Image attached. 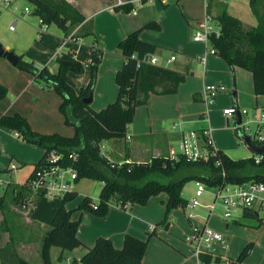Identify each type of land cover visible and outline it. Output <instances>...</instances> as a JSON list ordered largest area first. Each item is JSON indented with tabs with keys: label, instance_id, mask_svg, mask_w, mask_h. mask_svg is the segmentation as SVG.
I'll return each instance as SVG.
<instances>
[{
	"label": "trees",
	"instance_id": "obj_1",
	"mask_svg": "<svg viewBox=\"0 0 264 264\" xmlns=\"http://www.w3.org/2000/svg\"><path fill=\"white\" fill-rule=\"evenodd\" d=\"M30 1L34 3V13L39 18L46 23L54 21L64 34L69 33L76 26L78 28L75 34L78 37L91 33V23L85 21V15L67 0ZM257 1L249 0L250 9L257 19L256 24L253 25H247L242 19L229 13L226 9L227 3L208 0L207 7V11L210 12H212L211 6L219 7L214 16L219 22L220 33L209 34L208 43L211 49L231 68L238 65L251 71L253 91L256 95L264 94V13L259 12ZM132 7V2L114 6L116 10L126 12ZM140 28L159 30L160 23L151 19L143 23ZM140 28L128 32L119 40L118 47L124 55V62L114 75L118 86L117 96L99 109L92 108L90 102L83 101L82 97L92 93L98 63L101 60V48L94 45L89 79L78 91L65 79L67 71L79 73L83 67L81 60L70 51H62L56 56L58 68L55 72H51L46 66L38 67L33 62L23 59L22 55H18L16 64L31 71L43 86L54 87L61 95L59 109L65 122L74 125L73 135L36 132L31 129L26 117L18 112L0 113V125L18 132L24 139L43 147V156L51 149L62 152L61 162L76 168L77 181L83 177H90L102 182L97 200L94 201L91 196L85 194L76 208L105 215L112 201L121 207H125L129 202L144 204L150 196L166 192L164 215L159 223L168 226L167 216L170 210L184 207L188 202V199L181 194L187 180L201 179L212 184L215 179H220L221 166L214 162L217 156L221 158L222 166L226 169V178L231 181L264 178L260 173V167L264 163L255 164L251 157L233 158L222 149L218 150L217 156H212L206 161L186 160L183 156L172 158L168 154L151 156L145 161L126 160L130 149L125 136L136 106L145 103L150 92L162 94L176 92L179 83L185 80V73L173 68L146 62L137 65V59L156 50V44L139 37ZM6 93L7 86L0 82V97ZM106 139L126 142V144L122 143L123 158L108 161L100 153L98 142ZM71 153L77 154L75 159L69 156ZM30 193L36 198L34 206L29 209L31 218L49 225L42 235L40 255L43 264H53L50 258V246L72 249L83 245L77 236L79 219H72V209L65 205L68 200L76 196L77 192L48 199L40 191L34 192L26 180L16 188L13 197L21 200ZM4 196L5 194L0 195L1 206ZM93 203L95 205H92ZM243 215L255 216L246 210L243 211ZM151 234H155V229L148 231L147 238L126 233L121 247H116L108 237L98 236L94 244L81 255L80 262L142 264V257ZM252 247L253 242L244 244L237 256L230 259L227 264H240ZM200 260L201 264H224L218 255L212 257L204 253L200 255ZM0 264L33 263L17 252L10 239L0 249Z\"/></svg>",
	"mask_w": 264,
	"mask_h": 264
},
{
	"label": "crops",
	"instance_id": "obj_2",
	"mask_svg": "<svg viewBox=\"0 0 264 264\" xmlns=\"http://www.w3.org/2000/svg\"><path fill=\"white\" fill-rule=\"evenodd\" d=\"M67 1L85 15V21L87 20L91 23V33L79 36V41L76 43H67V46L65 45L66 48L64 47L65 50L70 51L81 61H85V59L88 61L90 59L89 55L93 52L94 45L102 47L103 49L99 72L97 73V78L92 89L93 94L90 101V106L92 108H101L108 102L112 101V95L117 87L114 75L117 69H119L124 62V55L118 47L119 40L122 39L128 32L140 28L146 21L155 19L160 23V29L153 30L140 28L139 37L143 40L156 44V50L154 53L158 56L161 65L185 73V80L179 83L176 92L170 94H179L180 90H184L186 94L189 95V99L193 100L191 102L188 101V103H190L193 107V103L197 101L200 106L198 113H196L197 116L182 119L179 122V125L184 122L196 123V127L193 126L186 129L182 128L180 125L178 131V141L181 138V134L189 129L199 130L202 128H208L213 145L218 149H221L214 142V127L211 125L209 117L211 105L214 100L209 104H205L203 101L202 90L206 84L205 81H208V79L204 78V76L206 77V73H204V71L209 72V78L210 76H214L216 79H220L221 81L228 83L229 73L233 69L236 70L237 65L231 68L223 58L211 49L208 45L209 43L207 42L196 40H192L193 42L190 40L188 41L187 32H191V30L194 31L195 23L198 19L188 21L190 24L189 26L191 27H189V29L185 25L181 27L176 23L170 26V14L176 11L177 0H175L176 2L174 5L168 7L165 6L169 4L170 0L166 3L146 0L141 3L133 1L132 4L135 6L136 10L135 13L131 11L126 12L123 10H116L114 8L115 0ZM146 2L150 3L145 5L147 4ZM204 11L206 12L205 5ZM14 19H16L17 22V18ZM250 23L253 24V22ZM46 30L47 29L40 33L39 38L43 36L42 33L46 32ZM173 34L174 37H172ZM63 35L64 33L62 35L55 34L53 44L46 43V45L53 50L50 51L47 57L41 58L38 62H36L38 67H41V65L44 64L43 66H46L51 72H55L57 70V54L54 52L60 38ZM0 40L2 41V45L4 47L18 54V52L14 50V46L8 42V39L4 35L0 34ZM201 43L205 46L203 51L201 50ZM45 48L47 47L45 46ZM193 50L197 53L196 59L203 74L202 83L199 88H195L191 83H188L189 73L193 72V66L190 65L187 58L188 53H192ZM172 54L174 55V59L167 61V58H169ZM5 57V55H0V82L7 86V93L5 94V97L8 103L1 107L0 111L6 114H10L13 111L24 114V110H21L16 106L18 99L25 92H29L31 89H34V92L30 94V98H32L30 103H37L40 93L45 92V86L42 85V87L39 83L35 84V79L32 78L29 72L12 67L10 63L4 59ZM250 74V82L253 89L251 71ZM65 79L78 91L87 83L89 75L84 71L81 73L67 71ZM220 84L223 85V88L217 94L226 93L225 85L223 83ZM233 86H236L235 81L233 82ZM231 95L233 104H237L235 89H233ZM94 101L95 103H93ZM175 124L176 123L173 122V127H175ZM35 127L36 126L32 125L33 129H35ZM154 133L158 135V139L160 140H157L152 153L147 159H133L129 150V155L126 160L145 161L151 156L167 155L171 148H175L168 144L167 133L159 129H156ZM133 134L134 133L132 131L130 132V135L126 132L125 140L129 142V138ZM116 143L117 141L114 139L104 140L105 153L112 160L115 159L112 151L116 150L115 147H118V144ZM43 153L44 148L40 145L24 139L18 132L6 126L0 125V176L5 180V182L0 183V185L4 187V189H0V195L5 194L6 196L9 185H12L11 188L13 192L16 191V188L23 184L30 176L34 165L42 158ZM121 158H123V154ZM10 161H14L17 164V167L9 169L8 164ZM181 194L185 198L189 199L184 195L183 190L181 191ZM82 197L83 196L78 198L75 205L68 204V200L65 203L66 207L71 208L77 206V203L82 199ZM166 199L167 193L160 192L150 196L144 204L129 202L125 207H121L115 201H112L109 203V208L105 215H97L84 209H79L80 212L77 210V212L71 214V218L77 219L78 217L79 219L77 236L81 239L83 245L72 249H61L58 246V252L55 251L56 263L53 261L51 252L53 246L56 245L50 246V258L52 263L83 264L80 262L81 255L88 247L94 244L95 239L98 236L108 237L116 247H121L126 233H131L138 237L145 238L147 237L148 231L151 229V225H155L154 229L157 237H148L147 246L142 257V264H201V260L194 253L192 247L184 240L178 239V234L172 230L174 225L172 224L173 214L171 213H173L176 208H172L170 210V214L167 216V221L169 222L168 226H165L163 223V225H161V223L159 224V221L164 215ZM3 206L4 208L0 205V221L1 219H4L3 227L2 229L0 228V249H2L10 241V239H12L17 252L21 256L33 264H43L41 256L39 257L38 262H33L31 259L36 256L34 255L36 249L40 250L41 239L44 231L46 230V224L42 221L31 218L30 215L23 217L17 209H8L5 204H3ZM8 214L11 215L10 219L14 222L13 225L15 227V231L13 233L10 230L12 223L5 222V218L7 219ZM205 221H207V219H205ZM222 249H224L223 245L219 244L217 246V255L220 256L224 264H227V262L232 258L230 257L227 259ZM261 254L264 259V251H262ZM59 255L60 258H58ZM240 264H244L243 261ZM259 264H262V262Z\"/></svg>",
	"mask_w": 264,
	"mask_h": 264
},
{
	"label": "rangeland",
	"instance_id": "obj_3",
	"mask_svg": "<svg viewBox=\"0 0 264 264\" xmlns=\"http://www.w3.org/2000/svg\"><path fill=\"white\" fill-rule=\"evenodd\" d=\"M175 2V0H170L169 4L165 7L172 6L175 4ZM146 3L147 4L145 5H148V3L150 2ZM257 3L259 12L264 13V0H258ZM16 4V8L9 7L0 9V34L4 35L8 39V42H10L14 46V50L18 52V54L16 53L17 55H22L23 59L29 62H33L36 65V62H38L41 58L47 57L50 51L53 50L48 45H46V43L53 44V41L55 39L54 35H62L64 31L54 21H50L48 23L45 22L44 24L47 25V30L46 32L42 33L43 36L39 38L40 33L37 30L39 27V16L34 13V3L30 0H17ZM25 5L28 6V11H25L23 9ZM227 8V11L243 19L242 21L245 24H256L257 19L250 9L249 0H231L227 3L226 9ZM211 9L214 14L219 10V7L216 5L214 7L211 6ZM204 15V0H177L176 11L170 14L171 20L169 21V25L172 26L174 23H176L181 27L185 25L189 29L190 24L188 23V21L202 19ZM14 18H17V22L13 25V29H9V24ZM250 22H253V24ZM192 36V30L191 32H187L188 41L190 40L191 42H193ZM172 37H174V34ZM0 42L2 43L1 40ZM44 45L47 48H45ZM200 45L201 50L203 51L205 49V46L203 43H201ZM208 45L210 46V44ZM4 48L7 49L6 47ZM99 48L102 49V47ZM94 50L95 47L93 48V52ZM93 52L89 55L90 59ZM196 56L197 53L194 50L192 51V53H188V62L191 66H193V72L189 73L188 83H191L195 88H199L202 83L203 74ZM4 59H6L12 67L29 72L32 78L35 79V84L39 83L41 86L43 85L38 77H35L31 71L21 68L16 63L13 64L7 57H5ZM90 59L88 61L86 59L85 61H81L83 67L79 73L84 71L90 76ZM100 62L98 63L97 73L99 72ZM43 65L44 64H42L41 67ZM204 73H206V77L204 76V78L208 79V81H205V83H223L226 87V93H219L215 96L214 102L211 105V109L209 112L210 123L214 127V142L230 157L243 158L251 155L253 152L252 149L242 143L240 136L232 127L233 123L230 121V119L227 120L226 116L222 114V108L224 106H233L231 95L233 89H235L236 91V102L240 108H251L256 104L264 105V94L256 95L254 93L250 82V71L244 67L237 65L236 70H231L229 73L228 83L225 81H221L220 79H216L214 76H210L209 78L210 74L208 71H204ZM234 81L236 83L235 87L233 86ZM44 88L45 92L40 93V97L38 98L37 103H30L32 99L30 98V94L34 92V89H31L29 92H25L18 99V101L16 102V106L21 110H24V114H20L26 116L31 129L36 132H57L67 136L73 135L75 130L74 125L65 122L64 116L59 109L61 95L54 87ZM117 92L118 86L116 87L112 95V100L116 98ZM95 101L93 103H95ZM188 101L191 102L193 100L189 99V95L186 94L184 90H180L179 94H162L150 92L147 101L136 106L132 121L127 126V133L129 135L131 131L134 133L132 136H130V141L127 142L129 144L131 157L133 159H147L149 157L157 140H160L158 139V135L154 133L156 129L162 130L167 133L168 144L171 147H175V149H177L179 139L178 131L180 125L182 128L186 129L193 126L196 127V123L184 122L179 125V122L182 119L197 116L196 113H198L200 107L199 103L195 101L193 103L194 106L192 107L190 103H188ZM6 103H8V101L5 95L1 96L0 108L5 106ZM14 112L15 111H13L12 113ZM0 113L2 112L0 111ZM173 122L176 123L175 127H173ZM32 125L36 126L35 129L32 128ZM122 143L126 144L124 140H121V142L117 141L116 144H118V147H115L116 150L112 151L115 160H119L122 157ZM11 187L12 185H9L7 188V193L3 199V204H5L8 209H17L23 217L26 215H30L28 209L36 199L35 195L33 193H30L25 198L19 200V198L13 197L14 192L12 191ZM2 188L4 189V187L0 185V189ZM76 188L78 192L74 198L68 201V204L70 205H75L78 198L85 194L91 196L92 199L98 198L100 181L90 177H83L78 180ZM207 189L212 191L215 188L214 186H207ZM182 190L184 195L190 198V196L194 193V179L187 180ZM211 199L212 196L208 192H204L199 197L201 204L197 205L194 208V211L198 214V216L194 218V220L202 222L205 220L206 214L208 212V207L205 204L207 202H210ZM1 207L4 208V206ZM71 208V214L77 212V210L79 211L76 206ZM171 214H173V222H171L174 225L172 230L173 232L178 234V239L183 240V233L189 228V222L186 219L184 209L183 207H176L175 211ZM234 216V219L225 220L221 215V207L219 204H217L216 208L210 211L206 224L216 230L221 231L225 236V245L223 244L224 249L222 250L227 259L230 257L235 258L242 246L250 241L253 242L252 251H250L249 254L243 259V263L259 264L262 262V264H264V259L262 258L263 256L261 254L262 251H264V212H260L258 216H246L243 215V212L241 210L237 209L234 211ZM10 217L11 215L8 214L7 219L5 218V222L12 223L10 230L13 233L15 231V227L13 225L14 222L11 221ZM3 220L4 219H1L0 221L1 229L4 224ZM160 223L161 225L164 224H162V222ZM48 227L49 225L46 224L45 228L48 229ZM150 236L157 237L155 234H151ZM58 250V246H53L51 250L54 263H56L55 251L58 252ZM34 253V255L36 256L35 258L32 257L31 260L33 262H38V259L41 256L40 250L36 249V252Z\"/></svg>",
	"mask_w": 264,
	"mask_h": 264
},
{
	"label": "built area",
	"instance_id": "obj_4",
	"mask_svg": "<svg viewBox=\"0 0 264 264\" xmlns=\"http://www.w3.org/2000/svg\"><path fill=\"white\" fill-rule=\"evenodd\" d=\"M141 3L145 0H115V5H121L126 2ZM156 1V0H146ZM161 3H166L168 0H158ZM224 3H228L231 0H219ZM17 0H0L1 8H16ZM206 8L205 15L202 19H199L195 23V29L193 31V40L209 42V34L220 33V25L215 18L213 12L207 11L208 0H204ZM28 11L27 5L23 8ZM133 13L136 12L135 6L129 10ZM16 23L14 19L9 28H13ZM38 32H43L47 25L39 18ZM78 26L73 28L69 33L64 34L57 45L55 54H60L65 51V45L67 43H76L79 41V37L75 32ZM134 56V54H133ZM174 55H170L167 61L173 60ZM141 62L159 65V58L155 53H147L144 57L137 59V65ZM223 85L220 83H206L202 90L203 101L205 104L213 102L215 96ZM222 113L226 116L227 120L233 123L232 127L240 136L242 143L245 146L252 149V154L247 156L251 157L255 164L264 163V151H257L247 142L243 135L249 138L252 145L264 146V105H254L251 108H240L237 104L233 106H226L222 108ZM239 119V121H238ZM242 134V135H240ZM100 153L104 155L108 161L111 160L104 150V140L98 142ZM218 148L212 143L210 132L208 128L202 129H189L181 134V138L178 141L177 149L171 148L168 152V156L172 158H178L183 156L186 160L191 161H206L212 156H217ZM72 159H75L77 154L71 153L69 155ZM63 153L55 149H51L45 153L41 161L33 167L30 176L27 179L28 186L35 192L40 191L43 196L48 199L55 197H62L72 192H77V170L76 168L67 163H62L61 159ZM215 164L221 166L220 179L214 180L212 184L206 183L201 179H194V193L188 199L187 204L183 207L186 219L189 222V228L183 233V240L187 242L193 249L194 253L200 259L201 254H210L212 257L217 256V246L225 243V236L219 230H216L206 224V221H196L194 218L198 214L194 211L197 205L201 202L199 197L208 192L211 194L212 199L205 205L208 207L206 218L209 216L210 211L216 208L219 204L221 207V215L225 220L234 219V211L239 209L242 212L248 211L255 215H259L260 212H264V178H248L242 180H228L226 169L222 166V161L219 156L215 158ZM121 163V161H119ZM17 164L14 161H10L8 164L9 169H14ZM260 173L264 175V165L260 167ZM5 180L0 176V183ZM102 182H100V185ZM207 186H214V190H208ZM94 201L97 200L93 199ZM35 204H31L32 208ZM92 205H95L94 203ZM29 208V209H30ZM28 209V210H29ZM208 215V216H207ZM155 225H151V229H154Z\"/></svg>",
	"mask_w": 264,
	"mask_h": 264
},
{
	"label": "water",
	"instance_id": "obj_5",
	"mask_svg": "<svg viewBox=\"0 0 264 264\" xmlns=\"http://www.w3.org/2000/svg\"><path fill=\"white\" fill-rule=\"evenodd\" d=\"M0 55H5L13 64H15L18 60V55L12 50L5 49L1 42H0ZM82 99L85 102H90L92 99V93L90 92L89 95L82 97ZM238 121H239V119H238ZM240 135H242V134H240ZM243 136L245 137L247 142L252 146L253 149H255L257 151H264V146L252 145L251 142L249 141V138L246 135H243Z\"/></svg>",
	"mask_w": 264,
	"mask_h": 264
}]
</instances>
